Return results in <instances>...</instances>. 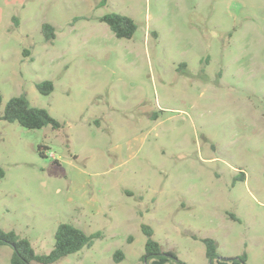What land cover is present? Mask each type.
<instances>
[{"label":"rangeland","instance_id":"374dc122","mask_svg":"<svg viewBox=\"0 0 264 264\" xmlns=\"http://www.w3.org/2000/svg\"><path fill=\"white\" fill-rule=\"evenodd\" d=\"M98 2L0 0V114L25 95L60 125L0 121V229L37 255L59 224L99 235L53 264H143L141 225L183 264L206 238L264 264V0Z\"/></svg>","mask_w":264,"mask_h":264},{"label":"trees","instance_id":"16d2710c","mask_svg":"<svg viewBox=\"0 0 264 264\" xmlns=\"http://www.w3.org/2000/svg\"><path fill=\"white\" fill-rule=\"evenodd\" d=\"M107 0H99L97 7H102ZM114 37L118 39H130L136 26L132 19L117 14L104 15L100 18ZM41 34L45 42L51 43L54 39L53 27L48 24L41 25ZM36 90L41 95H49L53 86L50 81H43L36 84ZM2 97L0 94V106ZM0 121L7 123H17L20 127L27 130H37L49 126L52 130H58L60 125L44 109L30 106L25 95L10 98L0 114ZM38 152L43 156V152L38 148ZM4 177L0 167V179ZM243 179L242 176L239 179ZM141 232L145 237L143 255L141 261L143 264H183L174 253L164 251L160 244L152 239L153 232L150 227L141 225ZM99 237L98 234L94 235ZM94 236L86 235L82 230L69 225L59 224L54 233V244L48 254L37 255L33 251L30 243L19 237L13 231H4L0 229V246L6 245L11 250V256L8 264H53L63 257L74 254L84 247H90ZM205 247V257L207 264H247V258L243 254L232 258L229 261L219 259L217 254V245L211 239H201ZM124 256L120 251L113 255L114 262H120Z\"/></svg>","mask_w":264,"mask_h":264},{"label":"water","instance_id":"95a60500","mask_svg":"<svg viewBox=\"0 0 264 264\" xmlns=\"http://www.w3.org/2000/svg\"><path fill=\"white\" fill-rule=\"evenodd\" d=\"M219 259H222V260H225V261H229V260H231L232 258H219Z\"/></svg>","mask_w":264,"mask_h":264}]
</instances>
